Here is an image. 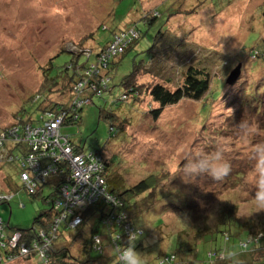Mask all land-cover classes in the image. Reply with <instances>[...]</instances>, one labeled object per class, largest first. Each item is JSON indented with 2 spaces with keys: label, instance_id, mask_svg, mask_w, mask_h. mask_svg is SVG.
<instances>
[{
  "label": "rangeland",
  "instance_id": "1",
  "mask_svg": "<svg viewBox=\"0 0 264 264\" xmlns=\"http://www.w3.org/2000/svg\"><path fill=\"white\" fill-rule=\"evenodd\" d=\"M153 10L159 16L151 25L139 20L142 13L151 15ZM263 12L264 0H0V125L12 122L16 112L26 116L31 110L34 118L38 116L33 110L36 104L29 97L37 88H43L41 74L49 58L59 53L52 60V74L69 59L70 53L58 51L60 46L76 50L74 43L82 37L83 40L91 38V33L94 38L83 45H102L111 37L112 30L138 20L144 36L117 65L114 76L117 83L130 72L134 60L148 59L146 50L153 43L155 33L169 28L176 34L164 33L150 65H158L163 74L172 77L171 85L176 86L179 71L189 63L198 64L208 73L213 93L220 91L216 99L207 90L199 100L183 99L166 108L158 120L145 112L149 102H142L129 111H122L126 117L122 121L124 130L115 136H110L108 120H99L97 105L102 103L96 102V106L83 109L79 126L64 127L62 131L72 141L84 142L86 149L105 145L107 154L117 153L115 158L120 157L123 168L131 170L130 181L144 175L146 170H168L169 178L176 179L163 182V190L178 189L180 194L196 200L194 206L200 205L193 215L184 214L186 208L173 191L170 200L181 207L170 206L164 210L158 206L146 220L144 215L141 217L138 225L143 226L150 241L145 239L147 250L135 251L147 264H156L158 254L168 251L161 243L151 241L154 237L151 231L160 220L164 224L158 235L168 232L171 241L174 232L190 240L196 230L214 226L218 206L236 207L235 219L246 226H264V209L255 206L259 188L264 186V169L259 167L262 154L258 151L264 147V58L261 64H253L251 54L243 56L251 46L261 48L264 30L249 28L251 25L256 28L252 15L259 22ZM239 15L243 17L237 22ZM100 22L108 28L98 27ZM238 65L239 75L230 81L228 77ZM120 92L117 88L114 95ZM203 102L209 105V111H201ZM201 152H220L223 160L229 166L232 164V171L241 170L242 175L236 178L230 172L217 180L208 174L187 173V164ZM14 165H5L0 175H6L18 187ZM20 201L24 203L22 207L18 205ZM48 207L41 199H31L20 191L11 202L0 203V217L9 222L10 228L26 229L33 217ZM242 257L246 259L244 264H252V260L260 263L264 261V249L258 248ZM4 264L40 263L16 258Z\"/></svg>",
  "mask_w": 264,
  "mask_h": 264
},
{
  "label": "trees",
  "instance_id": "2",
  "mask_svg": "<svg viewBox=\"0 0 264 264\" xmlns=\"http://www.w3.org/2000/svg\"><path fill=\"white\" fill-rule=\"evenodd\" d=\"M145 14L141 17L146 19L140 17L139 20L147 25H151L159 16L154 10L151 15ZM252 16L256 28L251 25L249 29L263 32V15L259 22L254 19V14ZM242 17L239 15L235 20L238 22ZM137 21L112 30L111 37L102 45H83L94 38L91 33V38L83 40L82 37L78 43H74L76 50L60 46L58 51L70 53L69 59L56 74H52V60L59 53L49 58L48 66L41 74L43 88H37L29 97L36 104L33 110L39 113L38 116L34 118L31 110L26 116L16 112L12 122L0 125V172H3L1 169L5 165L15 164L14 171L19 181L16 187L9 181L10 178L0 175V203L11 202L15 194L23 191L31 199H41L49 205L33 217L31 226L26 229L10 228L9 222L0 217V264L16 258L36 260L40 264H106L107 261L121 264L120 255L124 249L130 245L134 250L146 249L145 239L150 241L143 226L138 225L143 215L146 220V216L158 206L165 210L170 206L182 205L186 208V211L182 209L183 213L191 215L198 211L200 205L196 203L194 206L196 200L180 194L178 189L173 191L181 205L171 202L173 191L170 188L163 190L164 185H161L176 179L169 178L168 170H146L144 175L130 181L131 170L123 168L120 157L115 158L117 153L107 154L105 145L94 150L86 149L84 142H74L70 135L62 131L64 127L79 126L83 109L96 106V102L102 103L97 105L99 120H108L110 136H115L124 130L122 121L126 117L122 111H129L142 102H149L145 112L158 120L166 108L183 99L199 100L207 90L212 92L213 99L219 96L220 91L213 93L208 73L198 64L189 63L182 68L176 86L171 85L172 77L163 74L158 65H150L156 47L163 40L164 33L170 31L169 28H161L155 33L153 43L146 50L148 59L134 60L130 72L115 83L117 65L144 36ZM100 26L104 30L108 28L102 22ZM171 33L176 34L174 31ZM260 43L261 48L251 46L248 53L243 52V56L251 54L253 64H261V58H264L263 36ZM259 52L263 54L262 57H257ZM117 88L121 92L115 96ZM200 109L205 112L210 108L203 102ZM51 122H58L57 144L53 142V137L41 140L42 130H46ZM36 129L40 131L34 133ZM219 132L225 134L224 130L220 129ZM61 149H67L73 157L83 156L84 164L96 169L89 172L88 181L101 180L102 194L109 195L112 201L98 194L94 201L83 206L72 204L73 200L66 194L76 190L78 184L70 160L62 156ZM229 167V173L236 178L242 175L241 170L232 171V164ZM157 173L161 176H157ZM18 205L22 207L24 203L20 201ZM216 209L218 215L214 226L196 230L190 240L183 238L178 231L174 232L172 241L168 232L159 236V229L164 224V220H160L151 231L154 234L151 241L161 243L168 251L158 254L156 264H244L246 259L242 256L258 248L264 249V226H246L237 221L234 217L236 207L218 206ZM75 219L78 221L74 222ZM14 234H18V239L13 243L11 239ZM132 235L136 236L134 241L130 240ZM141 260L142 264L148 263L143 256ZM252 264H264V261L256 263L252 260Z\"/></svg>",
  "mask_w": 264,
  "mask_h": 264
},
{
  "label": "clouds",
  "instance_id": "3",
  "mask_svg": "<svg viewBox=\"0 0 264 264\" xmlns=\"http://www.w3.org/2000/svg\"><path fill=\"white\" fill-rule=\"evenodd\" d=\"M258 151L262 154V158L259 161V167L264 169V147ZM185 171L189 174H208L213 178L220 180L228 175L230 167L223 160L220 152H201L189 161ZM255 206L257 209H264V186L259 188V194L255 198ZM135 239V235L130 237L131 241H134ZM120 262L121 264H142L141 256L131 245L121 252Z\"/></svg>",
  "mask_w": 264,
  "mask_h": 264
},
{
  "label": "built area",
  "instance_id": "4",
  "mask_svg": "<svg viewBox=\"0 0 264 264\" xmlns=\"http://www.w3.org/2000/svg\"><path fill=\"white\" fill-rule=\"evenodd\" d=\"M58 126V122H51L46 126V130H42V138L41 140H47V137H53L54 138V143L57 144V133H56V127ZM38 131H40V129H36L34 130V133H37ZM61 153L63 157H66L70 160L71 166L74 170L75 173V177H76V184H78V187L76 188V190L73 189V191L70 193L66 194V197L70 196L69 199H72L73 202L72 204H76V206H83L86 203H89L91 201H94L96 196L98 194L103 195V197H107L106 200L107 201H112V198L109 195H105L102 194L103 193V189L101 187V180H97L94 181L93 183L88 181V174L89 172H91L92 170H96L93 169V167L89 164V165H85L84 164V159L83 156H71V154L69 153V151L67 149H61ZM68 156V157H67ZM76 166H74V164ZM91 174V173H90ZM75 184V185H76ZM73 194V195H71ZM88 195V196H86ZM85 196L87 199H85ZM77 222L78 219H75L74 222ZM18 239V234H14L12 236V242H16V240ZM24 251V250H22Z\"/></svg>",
  "mask_w": 264,
  "mask_h": 264
},
{
  "label": "water",
  "instance_id": "5",
  "mask_svg": "<svg viewBox=\"0 0 264 264\" xmlns=\"http://www.w3.org/2000/svg\"><path fill=\"white\" fill-rule=\"evenodd\" d=\"M263 16H264V12H263ZM264 26V25H263ZM239 72H240V65H238L234 70L233 72L231 73V75L228 77V79L230 81L234 80L237 75H239Z\"/></svg>",
  "mask_w": 264,
  "mask_h": 264
}]
</instances>
